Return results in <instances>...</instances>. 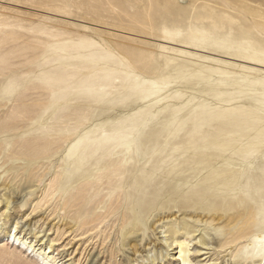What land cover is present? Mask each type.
<instances>
[{"label":"rangeland","instance_id":"1","mask_svg":"<svg viewBox=\"0 0 264 264\" xmlns=\"http://www.w3.org/2000/svg\"><path fill=\"white\" fill-rule=\"evenodd\" d=\"M82 142L115 155L79 168ZM140 171L136 219L98 208ZM185 225L197 264L262 249L264 0H0V264H177Z\"/></svg>","mask_w":264,"mask_h":264},{"label":"bare ground","instance_id":"2","mask_svg":"<svg viewBox=\"0 0 264 264\" xmlns=\"http://www.w3.org/2000/svg\"><path fill=\"white\" fill-rule=\"evenodd\" d=\"M83 143L84 142L76 143L75 145L71 146L68 150V154H69L68 159L70 157H76V159H75V160H77V161H75L76 166L79 168H80L79 165L84 161V156L88 155V159H90V161L91 160L100 161L104 157H110L111 155L112 156L115 155L112 150H110L108 148H104L105 147L104 144L103 145H88V144H83ZM119 146L116 147V149H117L116 153L127 152L128 148H124L123 146L119 147ZM98 152H100V153L98 154V157L95 158V156ZM120 159L121 158L114 159L111 162L104 164L103 166H109L110 164L118 163L120 161ZM131 161H128V162L131 163ZM95 164H97V163H95ZM125 166H127V165L124 164V167ZM144 173H145V171H142V172L140 171L136 177L133 176L131 178L128 175H126V177H124L125 176L124 174H123V176H121V175L113 173L109 177L106 176L105 179H102V180L99 179L96 183H94V185H92V187H96L99 191L101 190V187H102V190L99 193H100V195H103V199L101 201L97 202L98 208H100L99 205H102V206L113 205V203H114L113 200L115 198L118 200L121 197H123V199L127 200V204L130 207V209L134 212L133 214H130L128 216V217H131L129 219H133V220L136 219L137 218L136 215L138 214V210L136 208H138V209L140 208L143 210V209H146V205L143 204V202L139 198H138L139 201L128 203V198L138 194V192L141 190L140 188H143L144 186H146V179L150 180L152 178V177L145 178ZM129 175H131V174H129ZM92 187H91V189L93 190ZM91 189L87 188L86 185H83L81 190L79 191L78 195L85 196L88 193L91 194ZM105 190L109 191V193H105L106 196L104 195V193H102ZM187 192L193 193L194 191H193L192 187H190ZM115 194H117V195L114 196ZM106 200H107V202L105 203ZM178 208H179V211H182V212L184 211L182 206L181 207L179 206ZM89 214L90 213L82 215L79 213L78 216L75 218L77 223H78L79 228L85 229L86 233L95 229V227L97 226L95 218L101 217V216L96 215V214H95L96 215V217H95V215L92 213L90 215H93V218H91V219L84 218V216L89 215ZM151 216H152V214H151ZM198 232H199V230L195 229V227H194V229H189L187 225L183 226V228L179 229L178 231L173 230L171 232L174 235L172 237H170V239H169V240H171L169 243V247L173 248V250H176V249L178 250V252L175 253L173 261L177 262V264H197V262L194 263L192 260V256H194V255L191 254V251L193 250V249H190V247L192 246L191 244L193 243V245L195 247H203L205 249H206V247L210 246L206 242L205 237L199 235ZM200 234H202V233H200ZM182 235L185 238V240L174 239V238H179ZM199 236H201V238L198 239ZM193 240L194 241L196 240L197 242H194ZM234 242H235L234 239L224 240V242H222V244L219 245V248L222 250V249L226 248L227 246L234 244ZM54 245H56V244H54ZM261 245H262V249H260L258 252L254 247V249H252L251 252H249V253L243 251V253L238 254V257H237L238 259L236 258L237 262L241 261V262H244V264H255V263L259 262L260 264H262L264 262V242ZM51 248H52V246L49 247V249H51ZM255 252H257V254H255ZM51 253H53V251H48L46 253V255H50ZM203 254H206V253H203ZM240 258H242V260H240ZM206 263L207 262H203V264H206Z\"/></svg>","mask_w":264,"mask_h":264}]
</instances>
